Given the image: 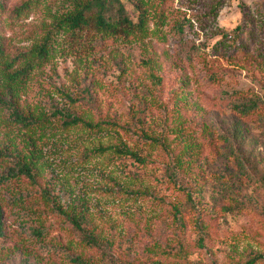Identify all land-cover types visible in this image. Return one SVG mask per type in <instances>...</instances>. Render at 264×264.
<instances>
[{"label":"rangeland","instance_id":"374dc122","mask_svg":"<svg viewBox=\"0 0 264 264\" xmlns=\"http://www.w3.org/2000/svg\"><path fill=\"white\" fill-rule=\"evenodd\" d=\"M137 1L143 31L96 39L56 24L67 0H0V173H34L0 184V264H264V113L241 120L244 172L227 147L232 103L264 107V0Z\"/></svg>","mask_w":264,"mask_h":264},{"label":"trees","instance_id":"16d2710c","mask_svg":"<svg viewBox=\"0 0 264 264\" xmlns=\"http://www.w3.org/2000/svg\"><path fill=\"white\" fill-rule=\"evenodd\" d=\"M68 4L71 6V10L58 19L56 24L64 25L66 29L70 30L72 34H79L85 30L91 29L93 31V36L96 39L101 38H126L136 32H141L144 30L146 23V15L144 10L141 8L139 1L136 0L137 8L139 9V13L137 16V20L134 21L128 10L125 7V4L122 0H67ZM29 8L28 4H21L18 6V9H26ZM16 10V9H15ZM218 12V7L213 8L210 12H208V16L211 19H214ZM183 27V26H182ZM241 30V26L238 25L233 29V33L237 34L238 31ZM227 35L224 33V36ZM50 34H47L43 37L42 42L39 44L37 57L39 59H44L48 55V42H49ZM2 54V50L0 47V55ZM29 64H26L20 70H17L12 76L15 78L19 74H26L28 71ZM237 97V96H236ZM2 102L5 100L1 99ZM260 99L253 100H241L232 103L231 109L235 114L234 125L231 129V136L227 138L230 140V144H227L229 148V158L232 161L233 165H236L238 170H242L244 172L247 169L246 158L240 149V141L238 140V136L241 137L242 133V144L244 142V129L241 126V120H255L257 117L264 113L263 104L260 103ZM11 102H6L9 108L11 109V115L13 120L17 123H20L24 126H28L33 123V120L24 116L20 113ZM54 115H59L62 120V124L65 126L79 125L82 124L86 127H92L93 124L83 120L81 117L76 116L70 113L67 110H55L53 112ZM109 124V122H103ZM151 141L155 142L154 138H151ZM235 139V140H234ZM115 149L127 155L132 156L139 162H145L146 158L140 156L136 151L131 150L127 145L121 144L117 145ZM25 176L27 178L32 179L34 177V173L32 171L31 165L28 163H18L17 166L8 168L6 171L0 173V184L5 183L11 179ZM222 211H231L230 206L222 207ZM76 226L80 228V224L77 219L73 218ZM4 222H3V211L0 207V239L4 236ZM36 233H40V231H36ZM83 237L87 243L95 245L97 244L96 239L90 235L83 233ZM198 241L201 243L202 236H199ZM259 260L257 256L246 261L244 264H255V262ZM71 261H74L76 264H91L85 261L84 258L80 256H76L71 258Z\"/></svg>","mask_w":264,"mask_h":264}]
</instances>
